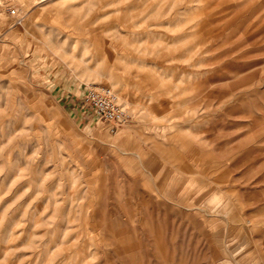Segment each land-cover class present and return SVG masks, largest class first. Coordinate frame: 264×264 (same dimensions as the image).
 I'll use <instances>...</instances> for the list:
<instances>
[{
    "label": "clouds",
    "instance_id": "1",
    "mask_svg": "<svg viewBox=\"0 0 264 264\" xmlns=\"http://www.w3.org/2000/svg\"><path fill=\"white\" fill-rule=\"evenodd\" d=\"M0 264H264V0H0Z\"/></svg>",
    "mask_w": 264,
    "mask_h": 264
}]
</instances>
